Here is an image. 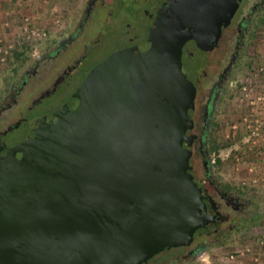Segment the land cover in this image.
I'll return each instance as SVG.
<instances>
[{
    "label": "water",
    "instance_id": "water-1",
    "mask_svg": "<svg viewBox=\"0 0 264 264\" xmlns=\"http://www.w3.org/2000/svg\"><path fill=\"white\" fill-rule=\"evenodd\" d=\"M239 1L164 0L142 42L0 144V264H142L190 241L209 218L189 172L194 86L181 47L217 38Z\"/></svg>",
    "mask_w": 264,
    "mask_h": 264
},
{
    "label": "flooded vegetation",
    "instance_id": "flooded-vegetation-1",
    "mask_svg": "<svg viewBox=\"0 0 264 264\" xmlns=\"http://www.w3.org/2000/svg\"><path fill=\"white\" fill-rule=\"evenodd\" d=\"M163 1L132 0L136 11L125 8V14L114 19L111 33L99 30L97 24L111 18L115 7L111 10L108 3L120 5V1L83 0L58 37L36 55L24 58L19 69L10 70L2 80L0 144L10 147L22 140L30 123L59 106L86 72L109 53L142 42ZM97 14L99 19L95 18ZM263 29L264 0H240L228 22L220 26L217 38L215 30L204 35L201 46L207 48L197 46L193 39L183 43L181 70L194 86L193 107L188 110L192 125L187 133L194 134L189 172L200 188L209 220L194 230L186 245L163 248L142 264L192 263L211 247L227 243L261 221L259 202L235 182L217 174L215 161L210 163L209 157L220 106L232 99L246 47L252 40H263ZM46 58L52 61L49 69L43 68V75L30 85V77L38 74L39 61Z\"/></svg>",
    "mask_w": 264,
    "mask_h": 264
},
{
    "label": "rangeland",
    "instance_id": "rangeland-1",
    "mask_svg": "<svg viewBox=\"0 0 264 264\" xmlns=\"http://www.w3.org/2000/svg\"><path fill=\"white\" fill-rule=\"evenodd\" d=\"M119 1L120 5L108 3L111 10L115 8L111 18L97 24L99 30L114 33V19L125 14L127 7L136 9L132 0ZM82 2L0 0V85L10 70L19 69L24 58L36 55L58 37L80 10ZM95 18L99 19V14ZM30 29H36L38 35L29 33ZM262 39L258 43L252 40L246 47L244 66L237 72L232 99L220 106L218 125L214 129L223 142L228 141L227 145L217 148L223 149V158H216L220 161L215 166L217 174L235 182L259 202L261 221L227 243L211 247L189 264H237V261L264 264V29ZM51 63L47 58L39 61L38 74L30 77L28 83L36 82L43 75L42 69L48 70ZM246 138L249 139L245 142ZM217 149L212 153H217Z\"/></svg>",
    "mask_w": 264,
    "mask_h": 264
},
{
    "label": "trees",
    "instance_id": "trees-1",
    "mask_svg": "<svg viewBox=\"0 0 264 264\" xmlns=\"http://www.w3.org/2000/svg\"><path fill=\"white\" fill-rule=\"evenodd\" d=\"M255 52H257V50H255ZM227 144H228V141L223 142L218 135L214 134V136L210 140L211 152L215 151L218 147H221V146H224ZM219 163H220V161L218 159H216L215 165L217 166Z\"/></svg>",
    "mask_w": 264,
    "mask_h": 264
},
{
    "label": "built area",
    "instance_id": "built-area-1",
    "mask_svg": "<svg viewBox=\"0 0 264 264\" xmlns=\"http://www.w3.org/2000/svg\"><path fill=\"white\" fill-rule=\"evenodd\" d=\"M25 29H28V28H25ZM29 33H31L32 35H38V31L35 29H30L29 30ZM262 69V68H261ZM252 133V132H251ZM249 135H250V133H249ZM248 135V136H249ZM247 136V137H248ZM249 139V138H248ZM247 138L245 139V142L248 140ZM244 140V139H243ZM222 148H219V149H217V153H212L211 155H210V157H209V162L210 163H213L214 161H216V158H218V159H222L223 158V154H222ZM230 258L232 257L231 255L229 256Z\"/></svg>",
    "mask_w": 264,
    "mask_h": 264
},
{
    "label": "crops",
    "instance_id": "crops-1",
    "mask_svg": "<svg viewBox=\"0 0 264 264\" xmlns=\"http://www.w3.org/2000/svg\"><path fill=\"white\" fill-rule=\"evenodd\" d=\"M239 263H241V262L237 261V264H239Z\"/></svg>",
    "mask_w": 264,
    "mask_h": 264
}]
</instances>
